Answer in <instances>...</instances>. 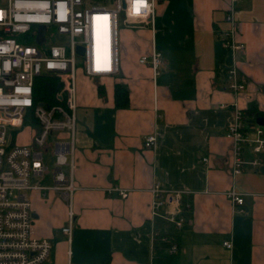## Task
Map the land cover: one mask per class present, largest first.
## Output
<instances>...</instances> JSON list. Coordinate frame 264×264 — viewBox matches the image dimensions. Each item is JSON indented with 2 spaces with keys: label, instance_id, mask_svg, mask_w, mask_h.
<instances>
[{
  "label": "crops",
  "instance_id": "crops-1",
  "mask_svg": "<svg viewBox=\"0 0 264 264\" xmlns=\"http://www.w3.org/2000/svg\"><path fill=\"white\" fill-rule=\"evenodd\" d=\"M230 3L156 0L153 24L123 18L117 74L78 69L70 235L62 232L69 206L61 193L28 192L33 236L51 244L46 264H157L158 251L173 242L179 252L170 264H264V149L246 148L245 159L261 165L235 174L227 136L237 109L256 107L264 118V0L235 3L241 52L222 44ZM153 49L163 60L156 79L140 63ZM234 66L239 92L229 87ZM117 84L128 92L126 106L117 105ZM149 136H156L151 148ZM51 182L48 172L43 183ZM155 182L184 191V204L154 214ZM174 214L181 226L169 219Z\"/></svg>",
  "mask_w": 264,
  "mask_h": 264
},
{
  "label": "built area",
  "instance_id": "built-area-1",
  "mask_svg": "<svg viewBox=\"0 0 264 264\" xmlns=\"http://www.w3.org/2000/svg\"><path fill=\"white\" fill-rule=\"evenodd\" d=\"M231 0L226 16L229 28L224 31V47L241 52L245 45L237 42L238 20L235 3ZM138 0H115L114 6L91 3L87 0H0V264H46L51 244L33 236L31 190H54L68 202V221L62 232L70 235L74 222L71 208L76 187V75L81 68L90 77L114 75L120 71L121 15L126 19L147 20L153 24L156 0H147L135 12ZM125 4V6H124ZM45 27L44 40L36 43L38 26ZM34 39V42H29ZM83 48V53L78 48ZM79 63V64H78ZM141 64L149 65L156 79L161 73L162 54L153 49L142 56ZM50 75L58 82L55 102H36L35 79ZM229 87L235 92L244 89L237 67L230 69ZM48 104V106H46ZM31 121V143L18 144L16 133ZM27 125V124H26ZM227 136L233 140L232 170L240 173L243 167H259L262 159H245L246 148L259 154L264 149V130L261 125H249L245 113L236 110L228 125ZM49 137H52L50 141ZM156 145V136H149L146 147ZM51 150L53 168L49 170L45 157ZM208 162V158L202 159ZM48 172L51 184L43 183ZM115 188L114 190H119ZM154 214L167 204L183 205L184 191L155 182L151 187ZM123 198L128 190H119ZM230 195L235 203H244L243 194ZM188 206L190 204H187ZM177 214V213H176ZM169 219L181 226L183 219ZM168 241V238H163ZM225 245L232 248V242ZM177 254L173 242L167 249Z\"/></svg>",
  "mask_w": 264,
  "mask_h": 264
},
{
  "label": "trees",
  "instance_id": "trees-1",
  "mask_svg": "<svg viewBox=\"0 0 264 264\" xmlns=\"http://www.w3.org/2000/svg\"><path fill=\"white\" fill-rule=\"evenodd\" d=\"M58 89V82L55 78L51 77L50 75H41L35 79L34 84V97L36 102L40 101H47L49 103L55 102V92ZM116 96H117V105L126 106L128 104V92L127 90L117 84L116 86ZM262 113L256 108L251 107L245 112V121L247 124L252 125L256 124V119L261 116ZM184 204V201H183ZM167 245L161 248L158 251V256L156 259L157 264H170V261L175 259L177 254H169L167 252ZM170 246V245H169Z\"/></svg>",
  "mask_w": 264,
  "mask_h": 264
},
{
  "label": "rangeland",
  "instance_id": "rangeland-1",
  "mask_svg": "<svg viewBox=\"0 0 264 264\" xmlns=\"http://www.w3.org/2000/svg\"><path fill=\"white\" fill-rule=\"evenodd\" d=\"M88 2L91 3H99V4H106L108 6H114L115 0H87ZM123 20V16L121 15V22ZM122 26V24H121ZM29 42H34V39H31ZM79 64V63H78ZM27 124V125H26ZM24 125L23 128H21L19 131L16 133V139L18 144H30L31 143V129L30 126L32 125L31 121L28 119L27 123ZM264 127V126H262ZM53 139L52 137H49V141ZM48 161V168L51 170L53 168V162H54V157L51 154V150H49V153L46 155Z\"/></svg>",
  "mask_w": 264,
  "mask_h": 264
},
{
  "label": "water",
  "instance_id": "water-1",
  "mask_svg": "<svg viewBox=\"0 0 264 264\" xmlns=\"http://www.w3.org/2000/svg\"><path fill=\"white\" fill-rule=\"evenodd\" d=\"M124 6H125V4H124ZM44 32H45V27L43 25L38 26V36H37V39H36V43L37 44H41L43 42V40H44ZM78 52L80 54H82L83 53V48L79 47L78 48ZM46 106H48V104H46ZM256 123L258 125L264 126V118L262 116H259L256 119Z\"/></svg>",
  "mask_w": 264,
  "mask_h": 264
},
{
  "label": "clouds",
  "instance_id": "clouds-1",
  "mask_svg": "<svg viewBox=\"0 0 264 264\" xmlns=\"http://www.w3.org/2000/svg\"><path fill=\"white\" fill-rule=\"evenodd\" d=\"M144 6V7H147V0H140V2H138L135 6V12L136 13H139L140 10H141V7Z\"/></svg>",
  "mask_w": 264,
  "mask_h": 264
},
{
  "label": "snow or ice",
  "instance_id": "snow-or-ice-1",
  "mask_svg": "<svg viewBox=\"0 0 264 264\" xmlns=\"http://www.w3.org/2000/svg\"><path fill=\"white\" fill-rule=\"evenodd\" d=\"M138 2H140V0H138Z\"/></svg>",
  "mask_w": 264,
  "mask_h": 264
}]
</instances>
